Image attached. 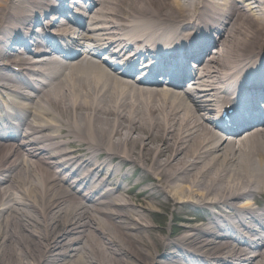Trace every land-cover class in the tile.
I'll use <instances>...</instances> for the list:
<instances>
[{
    "label": "bare ground",
    "instance_id": "bare-ground-1",
    "mask_svg": "<svg viewBox=\"0 0 264 264\" xmlns=\"http://www.w3.org/2000/svg\"><path fill=\"white\" fill-rule=\"evenodd\" d=\"M246 1L96 0L74 17L84 30L60 20L58 33L53 21L76 0H0L1 105L20 110L18 125L0 126V264H264V118L232 122L246 129L222 138L198 115L224 81L233 108L246 78L264 80V0ZM59 37L69 58L38 52ZM85 41L114 47L110 67ZM126 50L133 69L115 63ZM134 69L136 81L122 76ZM71 166H90L75 180L94 176L89 194L64 182ZM130 169L147 186L127 197L118 176ZM171 207L182 222L166 237L155 219ZM188 207L203 222L189 226Z\"/></svg>",
    "mask_w": 264,
    "mask_h": 264
},
{
    "label": "snow or ice",
    "instance_id": "snow-or-ice-1",
    "mask_svg": "<svg viewBox=\"0 0 264 264\" xmlns=\"http://www.w3.org/2000/svg\"><path fill=\"white\" fill-rule=\"evenodd\" d=\"M59 20L53 21L52 27H55ZM195 40V37L193 38ZM161 73H178V67H165L159 69ZM255 118H264V80L259 83L251 84L245 79V82L240 84L239 98L235 103V107L230 108L224 121H242Z\"/></svg>",
    "mask_w": 264,
    "mask_h": 264
},
{
    "label": "rangeland",
    "instance_id": "rangeland-1",
    "mask_svg": "<svg viewBox=\"0 0 264 264\" xmlns=\"http://www.w3.org/2000/svg\"><path fill=\"white\" fill-rule=\"evenodd\" d=\"M249 3V2H248ZM144 174V173H143ZM143 174H141V175H136L134 178H132L133 179V181H131V182H133V183H135V182H139V183H141V184H143V187L144 186H147L146 184H147V182H145L144 181V176H143ZM138 190V189H137ZM135 199V198H134ZM137 203H139V201H137ZM189 208V210H194L195 208L194 207H188ZM161 210H163V209H159V211L160 212H162ZM166 211V213H165V216H160L159 217V219H157V221L156 222H159V221H162L163 220V224H165L166 223V225H163L164 226V228H165V230H164V234L167 236L168 235V233L172 230V227H173V225H172V219L176 216V214L177 213H174V209H173V207H171L170 209H168V210H165ZM159 220V221H158ZM165 222V223H164ZM197 223H192V224H190L189 226H192V225H196ZM157 233L158 234H161L162 232H160L159 230L157 231Z\"/></svg>",
    "mask_w": 264,
    "mask_h": 264
}]
</instances>
